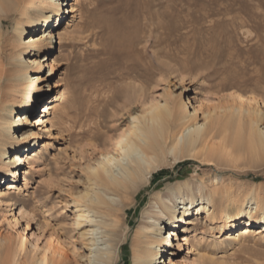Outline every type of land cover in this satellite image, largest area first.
<instances>
[{
  "label": "bare ground",
  "instance_id": "1",
  "mask_svg": "<svg viewBox=\"0 0 264 264\" xmlns=\"http://www.w3.org/2000/svg\"><path fill=\"white\" fill-rule=\"evenodd\" d=\"M80 1L0 0V38L5 19L15 12L21 15L14 31L15 43L21 49L12 59L18 82L7 91L0 83V204L10 208L16 204V177L22 174L38 137L32 128V123H40L39 113L35 114L37 105L50 89L48 84L46 89L38 83L40 77L32 78L29 69L42 67L50 59V72L43 78L49 82L58 67L51 53L56 39L62 36L59 31L68 14L78 11L83 18L93 12L78 7ZM105 27L112 50L125 65L133 70L148 65L159 69L160 74L165 65L163 57L176 48L180 36L178 26L165 21L146 24L138 32L125 27L122 21L107 23ZM85 31L80 30L79 35ZM164 33L169 37V46L164 44ZM32 45L36 58L25 56L24 49ZM149 46L156 48L153 61L145 66L134 57L148 56ZM43 53L46 54L41 56ZM226 64L222 71L229 74L232 68ZM212 72L217 74L216 67ZM31 81L30 87L23 86ZM247 83L231 75L222 80L214 76L210 90L218 102L209 105L203 100L195 107L190 106L189 99L173 96V92L163 101H147L142 89L132 88L135 103L142 106L129 126L117 136L103 137L100 155L96 150L82 152L89 162L88 173L82 190L77 194L70 192L75 213L67 240L50 234L42 246L40 237L33 240L26 233L30 227L27 223L16 245L0 237V264H20L21 256H29L30 245L32 260L21 264H116V250L127 235L126 217L138 193L155 172L168 164L169 154L175 160L184 158L183 162L190 163L202 157L204 167L220 163L235 167L264 164V100L254 93L244 95L237 91L219 96L221 91ZM51 101L48 98L47 103ZM136 105L130 110H135ZM199 111L204 117L200 118ZM96 155L97 162L93 164ZM230 171H204L197 191L203 193L209 183L212 185L209 195H201L200 201L194 199L189 179L179 183L178 193L173 194L179 197L178 205L169 195L158 192L155 197L165 212L149 211L141 220L133 242L134 264H228L208 256L212 245L225 247L248 237L264 238V185L257 183L236 190L222 184L224 174ZM6 218L14 227L19 225L15 216ZM200 218L204 219L202 226ZM187 245L189 253L196 256H190L191 260L183 255Z\"/></svg>",
  "mask_w": 264,
  "mask_h": 264
},
{
  "label": "rangeland",
  "instance_id": "2",
  "mask_svg": "<svg viewBox=\"0 0 264 264\" xmlns=\"http://www.w3.org/2000/svg\"><path fill=\"white\" fill-rule=\"evenodd\" d=\"M80 5L93 12L83 18L78 11L68 14L59 31L62 36L56 39L51 53L58 67L49 82L43 78L50 72V59L42 67L29 69L32 78L40 77L38 83L46 89L48 84L50 89L36 108L40 123H32V128L38 132V137L22 174L16 177V204L13 208L0 204V237L14 245L27 223L30 227L26 233L33 240L40 237L42 246L52 234L62 241L67 240L75 213L70 192L77 194L82 190L88 173L89 162L82 152L96 150L100 155L103 137L117 136L129 126L142 106L135 103L132 88L142 89L147 101H163L173 92V96L189 99L191 107L203 100L211 105L218 102L210 90L213 77L222 80L231 75L249 83L221 91L219 96L237 91L244 95L255 94L264 100V0H81L78 7ZM20 18L19 12L12 13L1 25L0 83L5 91L18 82L12 59L21 49L14 40ZM120 21L137 32L153 22H172L178 26L177 46L163 57L165 65L161 74L159 69L148 65L133 70L114 53L105 25ZM84 28L87 31L79 35ZM164 37L165 46H169L167 33ZM155 48L149 46L150 58L147 54V57L136 54L134 59L146 66L148 61H153ZM24 52L26 57H38L33 45ZM225 64L232 68L231 73L222 71ZM212 66L216 67L217 74L212 72ZM58 83L59 87H55ZM31 84L32 81L23 86ZM48 98L53 101L47 103ZM132 105H136L133 111L130 110ZM198 113L200 118L204 117L201 111ZM201 158H194L190 163L183 162L184 158L175 160L169 154L168 164L155 172L138 193L126 217L127 235L116 250V264H134L133 242L141 220L149 211L165 212L155 197L158 192L169 195L178 205L179 197L173 194L178 193L179 183L189 179L194 199L200 201L201 195H209L212 184L209 183L203 193L198 192L199 176L204 171L227 168L231 171L224 174V185H232L236 190L257 183L264 185V164L235 167L220 163L204 167ZM13 216L18 218L16 227L6 220ZM200 221L199 226H202L204 219ZM187 246L183 255L191 260L196 256L189 253ZM28 253L27 258L21 256L20 264L32 260V245ZM209 254L228 264H264V238L248 237L239 244L225 247L212 245Z\"/></svg>",
  "mask_w": 264,
  "mask_h": 264
}]
</instances>
